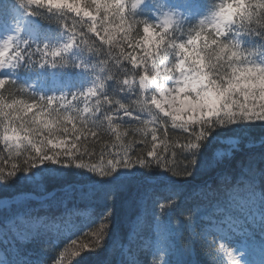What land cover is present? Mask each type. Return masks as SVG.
Segmentation results:
<instances>
[{
    "label": "snow or ice",
    "instance_id": "snow-or-ice-1",
    "mask_svg": "<svg viewBox=\"0 0 264 264\" xmlns=\"http://www.w3.org/2000/svg\"><path fill=\"white\" fill-rule=\"evenodd\" d=\"M209 173L185 222L165 219ZM220 191L258 204L230 232L208 226ZM77 197L95 201L88 225ZM69 240L73 257L111 244L109 264H200L198 245L264 264V0H0V264H65L44 252Z\"/></svg>",
    "mask_w": 264,
    "mask_h": 264
},
{
    "label": "trees",
    "instance_id": "trees-1",
    "mask_svg": "<svg viewBox=\"0 0 264 264\" xmlns=\"http://www.w3.org/2000/svg\"><path fill=\"white\" fill-rule=\"evenodd\" d=\"M230 133H222V135H229ZM174 140L175 137H172ZM223 146L221 143L219 147ZM101 145H96V151H100ZM259 143L258 139L255 141H248L243 144V149L239 153L233 152L232 155L236 157L237 160L246 161L247 151L253 148H258ZM216 149V150H217ZM89 150H91V146H89ZM214 173H209L207 175L197 177L195 180H191L189 183L183 185V189L181 192V196L178 200V206L175 209L170 210L167 215L164 217L165 219H170L173 223L180 221L181 223L185 222V215L189 208L195 206L196 203L200 200V188L204 184H211L213 182ZM39 179V178H38ZM79 187V185H77ZM33 192L39 193L42 190V186L33 185L32 186ZM135 193H123L120 199L113 205V217H112V224L111 227L116 235V237H120L123 235L129 227L128 224V216H129V207L131 205V197L134 196ZM18 200L28 199L30 200L31 207L35 211H41V201L44 197L40 194H30L27 197H18ZM216 200L218 203H215V208H221L224 211L219 213L215 212L213 204L209 203L206 205V210L212 218H220L224 217L226 214H245L246 216L251 217V213L257 211L258 204L253 205L250 203L242 202L241 204L230 203L228 199L225 197L224 192L220 191L216 195ZM73 204L77 206V211L80 213L75 220L80 225H88L93 220L94 216V207L95 201L89 199H80L77 197L75 200L72 201ZM212 222V219L209 223ZM200 226H204V222H199ZM94 227H99V222H97ZM83 231H88V228H84ZM188 238V232L185 231L182 238L178 239L176 242L178 246H183ZM70 240L65 241L64 243L60 244L57 249L54 251H45L44 254L46 256L52 258H59V253L61 251L65 252V261L68 256H71L70 253L72 248L70 247ZM72 260L69 262L70 264H75L76 261H79V264H109L110 261L114 259V252L112 249V245L109 244L104 251L98 253H83L81 256H71ZM194 258L197 259L200 264H210L212 257L208 254V249L197 246L196 253ZM215 264H223V259L221 256H217L215 260Z\"/></svg>",
    "mask_w": 264,
    "mask_h": 264
},
{
    "label": "rangeland",
    "instance_id": "rangeland-1",
    "mask_svg": "<svg viewBox=\"0 0 264 264\" xmlns=\"http://www.w3.org/2000/svg\"><path fill=\"white\" fill-rule=\"evenodd\" d=\"M231 150H232L231 145H229L226 142H223V146L219 147L216 151L223 152V153H229V152H231ZM208 226L213 228L217 232H230L235 228L234 226H232L231 222L228 220H224V221L218 222V223H213V224H210ZM225 243H226V246H228L229 248H232V247H235V245L238 243V241H236L235 239H231V240H226ZM221 255L224 259H226L223 256V254H221ZM71 260H72L71 256H68L66 261H65V264H70L69 262Z\"/></svg>",
    "mask_w": 264,
    "mask_h": 264
}]
</instances>
